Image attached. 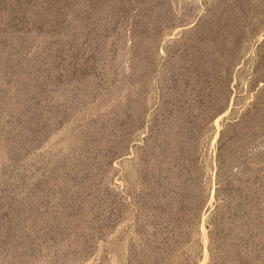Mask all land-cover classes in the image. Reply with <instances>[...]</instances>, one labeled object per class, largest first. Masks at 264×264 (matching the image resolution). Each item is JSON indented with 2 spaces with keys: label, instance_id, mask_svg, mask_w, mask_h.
Masks as SVG:
<instances>
[{
  "label": "rangeland",
  "instance_id": "1",
  "mask_svg": "<svg viewBox=\"0 0 264 264\" xmlns=\"http://www.w3.org/2000/svg\"><path fill=\"white\" fill-rule=\"evenodd\" d=\"M0 264H264V0H0Z\"/></svg>",
  "mask_w": 264,
  "mask_h": 264
},
{
  "label": "bare ground",
  "instance_id": "2",
  "mask_svg": "<svg viewBox=\"0 0 264 264\" xmlns=\"http://www.w3.org/2000/svg\"><path fill=\"white\" fill-rule=\"evenodd\" d=\"M205 236V235H204Z\"/></svg>",
  "mask_w": 264,
  "mask_h": 264
}]
</instances>
